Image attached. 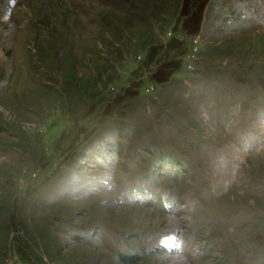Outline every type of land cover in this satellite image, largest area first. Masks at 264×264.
Here are the masks:
<instances>
[{"label":"rangeland","instance_id":"rangeland-1","mask_svg":"<svg viewBox=\"0 0 264 264\" xmlns=\"http://www.w3.org/2000/svg\"><path fill=\"white\" fill-rule=\"evenodd\" d=\"M0 264H264V0H0Z\"/></svg>","mask_w":264,"mask_h":264}]
</instances>
